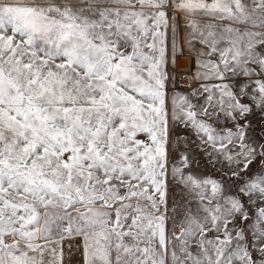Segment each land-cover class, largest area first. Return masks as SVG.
Wrapping results in <instances>:
<instances>
[{
	"label": "snow or ice",
	"instance_id": "1",
	"mask_svg": "<svg viewBox=\"0 0 264 264\" xmlns=\"http://www.w3.org/2000/svg\"><path fill=\"white\" fill-rule=\"evenodd\" d=\"M0 264H264V0H0Z\"/></svg>",
	"mask_w": 264,
	"mask_h": 264
}]
</instances>
